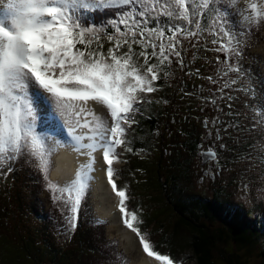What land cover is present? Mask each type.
Segmentation results:
<instances>
[{
	"label": "snow or ice",
	"instance_id": "1",
	"mask_svg": "<svg viewBox=\"0 0 264 264\" xmlns=\"http://www.w3.org/2000/svg\"><path fill=\"white\" fill-rule=\"evenodd\" d=\"M236 3L238 0H9L0 10V176L12 172L21 157L28 163L35 161L34 167L45 179L52 199L67 208L66 220L74 229L91 182L96 179L94 154L102 150L107 181L119 198L124 225L137 233L148 257L174 264L169 255L155 251L152 242L134 227L137 213L129 212L127 189L118 188L114 179L113 163L119 159L116 149L125 144L126 126L135 123L134 114L144 102L140 94L157 90L154 82L173 60L185 67V40L191 43L192 38L205 33L213 35L214 50L225 53L217 75L223 78L231 72L240 73L238 62L235 66L231 62L232 55L240 54L237 24L261 21L259 11L255 17L245 15L242 22L233 21L231 7ZM251 7L255 10L257 6ZM113 8L119 11L105 24L82 22L88 11ZM105 41L110 44L106 51ZM216 61L220 62L219 56ZM240 78L225 79L213 92L210 102L218 111L223 109L217 99L231 100L225 89L237 85ZM206 79L218 83L211 75ZM89 102L103 106L111 122L89 107ZM41 104L64 130L66 140L38 130ZM227 106L232 108L231 103ZM256 112L264 118V109ZM217 122L223 123L219 116L212 119L213 127ZM204 123L207 127V118ZM230 126L234 125H226L224 131ZM219 131L217 139H222ZM60 147H71L87 157L74 178L63 186L48 178L51 157ZM126 150L132 151L131 147ZM253 151L264 165V138L255 140L246 154L250 157ZM203 154L216 156L211 151ZM260 179L264 180V175ZM242 187L249 185L242 183Z\"/></svg>",
	"mask_w": 264,
	"mask_h": 264
},
{
	"label": "rangeland",
	"instance_id": "2",
	"mask_svg": "<svg viewBox=\"0 0 264 264\" xmlns=\"http://www.w3.org/2000/svg\"><path fill=\"white\" fill-rule=\"evenodd\" d=\"M253 4L257 6L255 10L251 7ZM256 11H259L260 13L261 22L259 24L242 22L243 16L248 15L255 17ZM231 12L234 15L233 21L242 22L237 24V31H240L241 29H248L249 27L253 29L252 34H248V38L240 39L241 44L239 56H231V62L233 63V66H235L237 62L239 64V74L231 72L229 73L228 77L223 78L217 75L218 67L223 63L225 53L215 51L214 49L217 47V45L211 44V40L215 37H211L212 35L205 33L202 37L192 38L191 43L187 40L184 41V47L186 49V51L183 53L185 67L181 68L176 64L175 60H173V63L170 67L166 66L160 71L159 75L161 78L154 82L153 86L157 90L153 93H146V95L141 93L140 96L143 98V103H148L150 100L152 101V99L156 96V99L154 100L157 101L159 105L166 107V105L169 106L170 104V106L174 107L171 109L172 114L180 112V116L185 118L188 124H190L192 121L191 124L193 125L194 119H191V117L195 113H201L202 110L206 109L215 112L216 105L211 104V102H206V98L209 97L211 92L222 86L225 79L236 78L238 75H240L241 78L239 79L237 85H234L232 88L225 89L226 93L231 94L232 99L228 100L226 97L225 110L222 107L225 116L229 112L233 114L232 118L234 121H232L230 125H234L237 128L230 135L236 138L238 140L237 142H241V148H238L236 144L234 146L235 151L239 152L240 150L246 149V147L249 149V146L252 145L255 140L264 138V123H259V121L264 118L259 116L256 112V109H264V0H238L236 8L232 9ZM210 22L211 21H209V23ZM110 31H112L111 28ZM197 40H199V43H196ZM193 44L195 47H193ZM108 47H110V44L105 41L104 49L107 50ZM195 54H197V58ZM218 56L220 57L219 63L216 61V57ZM151 62L155 63V60H152ZM141 63H143L142 60ZM197 69H199L198 72ZM209 75H211L214 79H217L218 83L212 84L209 80H207L206 77ZM241 88L244 90H239ZM171 90H174L175 95H170V92H172ZM185 91H187L189 95L193 97V103L191 100L192 97L189 96ZM166 93L168 96H171L170 102L167 103H165L167 100V97L165 96ZM143 103L138 105V107L143 105ZM229 103L232 104L231 109L227 106ZM217 104L219 105L220 103L217 102ZM195 107H197V110L196 112H193ZM134 124L135 123H132L130 128L126 126L129 134L131 133V128ZM254 124L255 127L253 126ZM234 126H230V130H233ZM187 129L189 130V127H187ZM38 130L43 133H47L50 136H54L56 139H67L64 130L60 127L59 123L53 120L52 116L50 115V110L46 105L43 104L39 106ZM129 136L131 137L132 135ZM242 138L246 139L245 142L241 141ZM174 142L177 141L174 140ZM178 144L179 146L181 145L179 142L173 145L172 142L174 151L172 160H174L171 163H167V168L169 167L172 172H176L171 174L175 175L177 180H179L184 187L190 188L193 194L198 193L202 197L210 198L213 193L210 188L205 189L204 194H202V192L197 189V176L195 171L198 169V160L189 157L185 150L177 146ZM123 148V146H120L116 149L117 153H119V157L121 155H125ZM57 152L51 157V167L49 172L55 165L54 159L58 155ZM22 158L23 160H21V162L23 165L21 167L24 169L31 168L35 170L37 178L40 180L39 190H43L40 202H42V199L44 201V205H40L39 203L38 209L48 213L50 212L51 208H54L52 212V218L55 216L58 221L63 222V230L61 232L59 231L57 236H55L54 242L57 246H55L54 249L57 250L66 247L68 243L71 242L68 238L69 235L77 234V230L75 228L72 229L66 220V217L69 215L68 210L65 208L63 202H56L52 199V193L45 186V179L36 169V167H34L35 161L28 163L26 162V158ZM141 158H145L144 154L141 155ZM200 159L203 161V153H201ZM246 159V164L237 163L234 168L231 167V171L235 170L237 166H240L242 171L245 168L248 169L249 173L245 179L246 184L249 185V191L246 192L245 188L240 190L239 186H242L243 183V180H240L238 184L235 185V187L228 188L231 195V197L228 198V201L233 204H241L244 209L246 211H250L251 214H258L263 217L264 180L260 179V177L264 175V165L260 163L256 151H253L250 157L247 155ZM134 162L136 165V160ZM204 163L207 162L205 161ZM123 167L124 165L121 162L113 164L114 173L121 172ZM128 170L129 169L124 170V173H131ZM4 171H7V168H5ZM49 172L48 178L54 182L51 179V173L49 174ZM146 177L150 182V186L154 189L157 188V178L154 177L155 179H153V176L151 177L149 175ZM146 177L143 176V179L146 180ZM115 180L117 182L118 188H126L127 195H132L130 196L131 198L129 197L130 202L128 205L126 202V205L130 213L131 211H135L137 213L138 218L134 222V226L140 228L138 225L145 224L146 222L144 221L147 220L150 215H153L155 219L160 220L163 223L166 222L165 217L170 216L171 213L169 212V207L164 206V204L161 203V201H165L155 200L147 193L144 194V196L140 195L142 190L149 189L150 186L144 187L140 185V182L135 180L134 173L132 175V179L130 175V178L123 176L122 181L120 182H118L117 179ZM61 184L65 185L67 183ZM94 190L95 188L92 181L90 190L82 204L79 214L80 225L81 223H89L88 227L90 228V232H92V241L96 247L102 249V253L99 255L100 258L96 257L91 259L93 260L94 264H122V260L120 258L121 255L125 256L126 260H128V262L125 264H134L138 262L141 259L140 256L143 254H145L147 258L156 260L154 257H148L147 254L144 253L136 232H134L137 235L136 246L134 248H130L127 246L126 242L123 241V239H120L121 235L117 229L112 227L111 221L109 219H102L100 215H98L95 205L96 199L94 197ZM112 193L115 195L114 191H112ZM0 196L5 202L8 201L9 196L7 194L5 197H3L0 192ZM25 197L26 204L23 205L22 209L19 211L15 210L17 205L10 209L6 203H3L0 207V264H35L37 263L38 259L42 258V256L39 254L40 252L38 250L36 252L37 248L33 238L28 237L27 239L29 240L28 245L30 250L36 255L35 258H38L36 261L35 259L29 258L28 254L25 253V250L22 249L20 241L21 238L17 237V235L25 236L23 231L27 232L28 228L34 229V226L30 224L31 220L29 219L32 216L30 204L33 205L32 203L34 202V199L30 198L28 195ZM129 198L127 200H129ZM222 198L223 200H226V198ZM117 201L118 209V197ZM100 223H105V226L100 225ZM23 224L25 225V228L23 227L21 231H17V228H22ZM156 227L158 228L159 225ZM69 228L70 230L65 232V229ZM6 229L9 231H5ZM1 230L4 231L1 232ZM139 230L140 233L143 234V230ZM233 245V242H228L227 245L219 244L214 251V260L216 262L222 263L229 258L231 261H233L234 258L230 256V254H233L234 252ZM262 251V243L258 242V244L253 248L238 249L236 254L241 257L240 262L243 264H264V260L261 258ZM15 252H17V257L13 255ZM46 258L50 259L49 257L45 256L43 258L44 262L47 261L45 260ZM178 260L180 261L179 264L182 262L184 264H197L193 253L187 250L184 251ZM43 261H39V264H42ZM160 263L162 264V262ZM175 263L176 262H174V264Z\"/></svg>",
	"mask_w": 264,
	"mask_h": 264
},
{
	"label": "trees",
	"instance_id": "3",
	"mask_svg": "<svg viewBox=\"0 0 264 264\" xmlns=\"http://www.w3.org/2000/svg\"><path fill=\"white\" fill-rule=\"evenodd\" d=\"M225 2L227 3L228 0H225ZM236 6L237 3L231 7V11ZM117 11L119 9L115 8L88 11L84 13L82 22L84 24L94 23L99 26L105 24L108 18L114 16ZM233 18L234 15H232ZM205 23H209V21H205ZM252 30L249 27L238 31L240 33L239 39L248 38V34L251 35ZM109 32H111L110 28ZM195 55L197 58V54ZM156 104L157 102L154 101L153 104L146 105L143 103V105L138 107L139 111H137V115L135 114V124L131 128L130 134L126 128L125 144L123 145L125 155H121L113 163L121 162L124 165L121 172L114 174V179H117L118 182L122 181L123 176L130 178L131 175L132 179L134 173L135 180H138L140 185L147 187L150 186L147 175L153 176V179H155L154 177L157 178V188L154 189L150 186L149 189L142 190L140 195L144 196L147 193L155 200L165 201H161V203L169 207L171 215L165 217V223L150 215L144 221L146 222L145 224L138 225L139 229L143 230V235L152 242L155 251L169 255L176 262L175 264H179L180 261L178 259L186 250L193 253L197 264H243L240 262L241 257L236 254L237 250L253 248L258 242L262 243L261 258L264 260V216L253 215L250 211H246L241 204L231 203L228 201V198L231 197L230 194H220L210 198L190 197L184 191L176 190L177 178L171 174L176 172H172L170 168H167V164L164 165V162L161 164L159 160L156 164L155 161H149L146 156L141 158L142 146H147L148 138L151 140L154 138L153 132L158 128L159 119L161 118L157 111H162V109L158 108L159 106ZM129 135L132 136L130 137ZM245 140L244 138L241 139L242 142H245ZM129 147L132 149L130 152L126 150ZM244 152V149L238 152L242 161H244ZM21 160H23L22 157L15 163L14 171L10 172L6 177L0 176L1 195L3 197L6 194L9 196L7 202L0 196V207L3 203H6L10 209L17 205L15 210L19 211L26 204V195L34 199L33 205L30 204L32 216L29 218L31 220L30 224L34 226V229L28 228L27 232L23 231L25 236L17 235V237L21 238L22 249L25 250L29 258L35 259V261L38 259L35 258L36 255L30 250L28 245L29 240L27 238L30 237L35 241L36 252L38 250L42 256L41 259L37 260L38 264L39 261H43L45 256L50 259L46 258L45 260L47 261H43L42 264H94L91 259L100 258L99 255L102 253V249L96 247L93 243L92 232H90L88 227L89 223H81L80 225L78 220L75 227L77 234H71L68 237L71 242L66 247L54 249L57 246L54 239L59 231L63 230V222L58 221L55 216L52 218L54 208H51L48 213L38 209L39 203L44 205L42 199V202H40L43 193V190H39L40 180H38L35 170L21 167L23 165ZM135 160L137 162L136 165ZM127 169L131 173H124V170ZM143 176L146 177V180L143 179ZM127 196L129 198L132 195ZM222 197L226 198V200H223ZM130 198L126 201L127 205L130 202ZM100 225L105 226V223H100ZM158 225L159 227L157 228L156 226ZM23 227L25 228L24 224L22 228H17V231H21ZM68 230L70 228L65 229V232ZM3 231L1 230V232ZM5 231L9 230L6 229ZM228 242L234 243V252L230 254L234 260L231 261L228 258L222 263L216 262L214 260L215 249L219 244L227 245ZM13 255L17 257V252ZM120 258L122 264L128 262L125 256L121 255ZM181 264L184 263L182 262Z\"/></svg>",
	"mask_w": 264,
	"mask_h": 264
},
{
	"label": "flooded vegetation",
	"instance_id": "4",
	"mask_svg": "<svg viewBox=\"0 0 264 264\" xmlns=\"http://www.w3.org/2000/svg\"><path fill=\"white\" fill-rule=\"evenodd\" d=\"M185 92L189 95L187 91ZM213 92H211V94L209 95L210 98H206V102H210V100L213 98ZM144 94L146 95V93ZM170 95H175L174 90L170 92ZM165 96L167 97L166 101L170 102L171 96H168L167 93L165 94ZM154 99H156V96L152 99V101L150 100L145 104H153V102L155 101ZM225 99L223 101L217 99V102L220 103L219 107H223L224 110ZM191 100L193 103V97ZM156 105L159 106L158 108L162 109V111H157V113H159V115L161 116V118L159 119L160 121L158 120V128L153 132L154 138L152 140L148 138L149 140L147 146H142L140 155L144 154V156H146L149 161H155V163H158L159 160L161 164L162 162H164L165 165L168 162L171 163L174 160H172L174 152L172 142L173 145L179 142L180 144H182L180 146L179 144L177 145L179 146V148H184L183 150H186L189 157L198 160V169L195 171V174L197 176L196 185L197 189L200 190L202 194L205 193V189L210 188L213 192L211 195L212 197L220 194L227 195L230 194L228 188L235 187V185H237L240 180H243V184H246L245 178H247V175L249 173L247 168L242 171L240 169V166H237L235 170L231 171V167L234 168L237 163H247L246 153L248 150L247 147L246 149H244V161H242L241 156L238 154V152L235 151L234 148L235 144L238 148H241V142H237L238 140L230 135L236 130L237 127L234 126L233 130H230V128L227 127V131H224L225 126L230 125V123L234 121V119L232 118L233 114H227L225 116L223 111L221 112L217 110V107L215 112L209 109L202 110L201 113H195L191 117V119H194V124L192 125V121L190 124H188L186 119L180 116V112L172 114L171 109L174 107L170 106V104L169 106L166 105V107H162V105H159L157 102ZM196 110L197 107L193 109V112H196ZM217 116H219L220 121H223V123L217 122L215 127H213L211 121L214 117ZM206 118L209 121L207 127L204 123ZM187 127H189V130L187 129ZM217 129L220 130L219 135L222 137V139H217ZM209 133H211V137H209ZM174 140L177 142H174ZM221 144H224L225 147L221 148ZM184 145H186V147H184ZM209 151L216 153V159L204 163V159L203 161L202 159H200L201 153ZM239 188L241 190L243 187L239 186ZM178 189H180L182 192L184 191L185 194H189L190 197H202L198 193L193 194L190 188L184 187L179 180H177L176 183V190ZM245 191H249L248 187L245 188Z\"/></svg>",
	"mask_w": 264,
	"mask_h": 264
},
{
	"label": "bare ground",
	"instance_id": "5",
	"mask_svg": "<svg viewBox=\"0 0 264 264\" xmlns=\"http://www.w3.org/2000/svg\"><path fill=\"white\" fill-rule=\"evenodd\" d=\"M8 2L9 0L0 1V10H3ZM88 106L94 108L98 114L108 118L109 123L111 122L107 110L103 106L96 105L94 102H89ZM94 155L97 160L95 165L97 170L93 173L96 177L93 180L96 211L102 219H109L111 221L112 227L117 229L121 235L120 239H123L128 247L134 248L136 246L137 235L124 225L119 208L117 209V196L113 195V190L107 181L106 165L102 163V150H98ZM54 160L55 167L53 173H51L52 180L69 183L74 178L79 165L86 162L87 157L81 156L79 153L73 151L71 147H60V151ZM140 257L141 259L134 264H161L157 260L147 258L145 254Z\"/></svg>",
	"mask_w": 264,
	"mask_h": 264
},
{
	"label": "water",
	"instance_id": "6",
	"mask_svg": "<svg viewBox=\"0 0 264 264\" xmlns=\"http://www.w3.org/2000/svg\"><path fill=\"white\" fill-rule=\"evenodd\" d=\"M214 159H216V156H215V158H213V157H210V156H205L204 155V160L206 161V162H210V161H212V160H214ZM55 167V166H54ZM54 170V169H53ZM53 170H52V172L51 173H53ZM59 183V182H58Z\"/></svg>",
	"mask_w": 264,
	"mask_h": 264
}]
</instances>
